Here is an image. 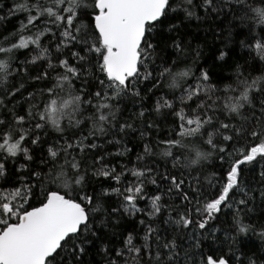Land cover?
I'll use <instances>...</instances> for the list:
<instances>
[{"label": "snow or ice", "instance_id": "6c2138e0", "mask_svg": "<svg viewBox=\"0 0 264 264\" xmlns=\"http://www.w3.org/2000/svg\"><path fill=\"white\" fill-rule=\"evenodd\" d=\"M21 15L0 34V264H264L236 254L241 235L264 242V0H12L0 23ZM193 20L222 40L210 65L183 34ZM153 117L168 135L132 167L109 159L158 133ZM212 158L221 171H183Z\"/></svg>", "mask_w": 264, "mask_h": 264}, {"label": "trees", "instance_id": "16d2710c", "mask_svg": "<svg viewBox=\"0 0 264 264\" xmlns=\"http://www.w3.org/2000/svg\"><path fill=\"white\" fill-rule=\"evenodd\" d=\"M0 2L5 4V8L4 9H0V15H4L7 11V7H9L12 3V0H0ZM23 16H19V17H13L10 20H8L5 23H0V34H7L10 31H13L16 27H18V19H22ZM199 25V27H198ZM221 27L227 29L228 28V23L225 22L223 25H221ZM217 35H219L220 33V27H217ZM256 30H259V26H257ZM183 34L186 36L187 42L191 44L192 48H195L198 45H202L203 46V55L201 57L200 63L204 64V65H210L213 63L214 60V52L217 48L222 47V40L221 39H214L211 32L208 31V24L207 23H201L199 21H195L193 20L190 24V26L186 29L183 30ZM242 37H238L236 40H234V42L232 43L231 47L234 49L233 52V56L234 57H241L246 55V52L243 48L240 47L239 43H238V39H240ZM169 55H172V50L170 49L168 52ZM21 59H23V55H21L20 57ZM173 59H175V57L173 56ZM184 65H180V67L182 68ZM224 75H228L227 72L224 73ZM43 85H39L38 87H42ZM150 86L147 82H145V84L141 85V87H148ZM30 90H34V89H30ZM162 90L163 93H167L169 91V89L167 88V85L162 83ZM149 96V99H147L144 103L148 106H150L153 103V97L151 96V94H147ZM177 95H179V90H177ZM27 106L25 105V108ZM124 107L126 109H128L129 111H138L139 107H140V103L139 101H137L135 107H133L132 102L131 101H127L124 105ZM127 114V113H126ZM154 119L157 120V123H160L159 118L157 117H153ZM171 121H168L167 123H160V130L157 133L155 130L151 131L148 135V137L142 139L139 135V131L137 132H133L131 133L130 138L129 137H125V143L128 145L129 148L132 149V152H130L128 154V156L126 157H109V159H111L114 163L117 162V160L121 163H127L129 167H132L133 164L136 163L135 157L137 153H142L143 151V144L145 142H147L148 140H156V139H162L164 138L166 135L169 134V128L171 127ZM50 134L51 135H57L54 133L53 130H51V128L49 129ZM163 147V146H161ZM204 149H207V146H203ZM120 149L119 145H114V144H108L105 145V151L108 152H112L115 153L116 151H118ZM154 151H157V149H154ZM147 159V158H146ZM152 161H154L157 165V167H159L161 170H163V168L165 166H167L169 169H171V160L169 159L167 161V163H165V161L163 159H161L159 156L153 157L151 158ZM21 162H23L21 160ZM172 171H176V169H171ZM183 171H185V173L187 172H193L194 174L197 171H200L202 173H210L212 171H221V169L219 168V161L216 160L215 158L210 159L209 161H205L203 162L202 165H197V166H193L192 168H188V169H184ZM128 179H133L130 175L127 177ZM108 181H104V180H99L97 181V186L104 184L105 186L108 184ZM113 184V186H117L115 185V182H111ZM164 188H166V185L162 186L163 190ZM149 195L156 193L157 189L155 186L149 185L148 189H147ZM212 193V190H208V192L204 193V195L210 196ZM192 193L190 192V195ZM115 199V197L113 198ZM163 202L164 203H172L175 202L177 204H179V200L173 198V201L169 200L168 195H164L163 196ZM149 201L146 199L144 201H141V207H147L149 205ZM142 218V217H138L137 219ZM167 219V213H162L161 217L156 221V224H154L153 226L155 227L157 224L159 225V227L161 229H166L169 226L163 224L161 221ZM253 219L255 221L258 222H264V216H261L260 213H256L253 217ZM245 222L247 221V218L245 219ZM123 223L125 225H130V224H135L136 221L132 220L130 221L129 219H125L123 221ZM139 227V226H138ZM215 227L219 228L220 231L217 232V236H219L221 238L222 241H225V243L223 244H219L216 245L214 247H219L220 251L217 252V255L220 254H224V255H228L229 254V241L227 240V237L229 234L234 235V226H233V222L231 219V216H221L219 218V220L215 223ZM142 234V233H141ZM116 240L119 239V237L115 238ZM240 243H239V249L240 251H238L236 254L238 256L241 257V259H244L245 255L248 256H260L261 259H264V242H262L260 240V238L258 236H256L255 234H251L249 233L247 236H243L241 235L239 237ZM233 251H236V248L233 247ZM205 253L206 254H210V250L207 248V246L205 247ZM243 254V255H242ZM94 260L97 262V264H99V261L101 260L100 256H95Z\"/></svg>", "mask_w": 264, "mask_h": 264}]
</instances>
